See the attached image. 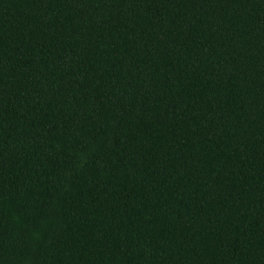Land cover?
Instances as JSON below:
<instances>
[{
    "label": "trees",
    "instance_id": "1",
    "mask_svg": "<svg viewBox=\"0 0 264 264\" xmlns=\"http://www.w3.org/2000/svg\"><path fill=\"white\" fill-rule=\"evenodd\" d=\"M0 264H264V0H0Z\"/></svg>",
    "mask_w": 264,
    "mask_h": 264
}]
</instances>
